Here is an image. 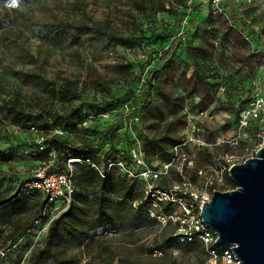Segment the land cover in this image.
Returning <instances> with one entry per match:
<instances>
[{
  "label": "rangeland",
  "instance_id": "374dc122",
  "mask_svg": "<svg viewBox=\"0 0 264 264\" xmlns=\"http://www.w3.org/2000/svg\"><path fill=\"white\" fill-rule=\"evenodd\" d=\"M135 1L140 0H21L20 7L9 8L7 0H0V101L2 97L16 96L34 108L26 123L15 124L0 114V192L23 187L38 163L34 140L54 129L74 147L90 143L91 157L100 160V169L102 157L119 158L126 170L139 173L144 168L136 169L131 156L136 152L145 155L147 168L159 170L166 157L152 140L166 141L170 139L168 133L183 140L192 134L193 139H203L206 151L198 149L193 141L186 145V150L196 153L197 169H215L216 156L225 153L234 155L230 160L237 161L243 147H224V142L219 141H230L236 136V121L229 106L236 102L238 91L232 89L225 106L216 105L221 111L211 112L209 106L205 115L197 117V97L187 96L191 88L183 79L194 71L186 49L188 45L206 43L210 52V86L223 83L221 73L225 71L238 69L236 77L245 79L246 56L251 46L244 36L264 39V0H153L156 9L164 7L155 15L135 10ZM234 16L241 24L233 22ZM103 22V32L111 40L96 30V25ZM170 46L172 53L168 63L163 64V55ZM155 66L158 69L153 83L159 82L165 90L180 96L181 110L168 116L172 105L178 106L169 104L163 120L144 106L146 102L153 106L161 102L154 88L144 93L146 73ZM39 77L57 83L80 79L90 88L73 103L79 107L82 125L64 131L53 124L55 108L37 113L34 99L45 97L48 89ZM97 78L108 85L112 98L103 100L100 93L92 90L99 89ZM104 102L107 104L100 106ZM42 107L47 106L39 108ZM187 115L193 117V133ZM244 140L249 142L252 137L248 135ZM165 145L166 149L170 146ZM195 180L200 183L203 179ZM141 182L137 179L133 184L134 192L140 190ZM176 182L177 174L172 168L162 184L167 187ZM233 188L235 185L224 173L217 190ZM1 215L0 212V264H32L31 254L42 246L40 226L28 227L10 244L6 239L10 231L8 220ZM157 223L148 221L139 229L129 223L115 234L114 253L124 255L126 264H201V254L171 240V228L162 229ZM149 249L156 251L149 254ZM85 261L82 259L79 264ZM50 263L41 259L36 264ZM112 264L118 262L114 260Z\"/></svg>",
  "mask_w": 264,
  "mask_h": 264
},
{
  "label": "trees",
  "instance_id": "16d2710c",
  "mask_svg": "<svg viewBox=\"0 0 264 264\" xmlns=\"http://www.w3.org/2000/svg\"><path fill=\"white\" fill-rule=\"evenodd\" d=\"M137 11L148 12L155 15L164 11V7L156 9L153 0H140L134 2V7ZM235 12H237L235 10ZM247 13V11H244ZM236 16H234L235 18ZM235 23H240L239 19H234ZM96 30L103 38L110 39V35L104 33L105 23H98ZM243 27V25H242ZM241 27V28H242ZM240 33V31H239ZM244 38L250 39V42L256 48H263V40L252 38V35ZM111 40V39H110ZM245 40V39H244ZM245 42H247L245 40ZM249 44V42H247ZM212 46V45H211ZM173 46H170L163 55L162 62L167 64V58L172 53ZM186 55L193 68V73L183 79L190 85V92L187 96L193 94L197 97L196 108L197 117L200 113L205 112L209 107L211 112L221 111L217 106H225L229 94L232 89L238 91L236 102L229 106V113L232 118L237 119L238 113L246 106L250 98V83L249 80L255 74L254 68L251 66L249 57L248 63H245L246 78L239 79L236 77L238 69L234 71H225L221 76L225 81L220 84L210 86L211 73L208 71L210 65V52L205 42H200L194 46L188 45ZM157 67H153L147 71L145 76V89L146 94L152 88L158 91L161 102L153 106L152 103L146 102L144 106L152 113L158 114V118L163 120L164 114L167 111L169 104L177 103V107H171L167 111L168 116L175 114V111L180 108L179 97L173 95L170 91L164 89L161 83H153ZM43 86L47 87L46 96H38L34 99L35 106L38 107L37 113L44 114L55 108L53 124L58 129L70 131L82 125L80 121L79 107L74 106V101L80 98L82 91L88 90L85 83L80 79H65L61 82H50L39 77ZM97 90L92 89L96 93H100V98H112L111 89L106 83L101 81L100 78L95 80ZM218 86H224V92L216 97L215 93ZM89 91V90H88ZM0 101V114L6 117L15 124L26 123L30 114L33 113L32 107H28L18 97L11 96L5 99L2 97ZM213 103V104H212ZM107 103H100V106ZM41 105L47 107L39 108ZM217 105V106H216ZM228 107V105H227ZM224 108V107H223ZM226 109H224V112ZM99 114L98 111L95 113ZM189 116V115H187ZM191 117V116H189ZM193 118V117H192ZM234 120V121H235ZM57 130V129H54ZM46 131L39 136L44 137V145L49 147L44 151H38L34 140V147L36 157L38 158L37 165L29 173L28 180L24 181L26 184L32 178V171L43 163L48 164L50 161L48 153L50 150L54 151L55 157L46 170V174L62 172L69 159H89L92 164L99 168V159H93L91 152L93 150L90 143H80L77 147L71 145L67 138L61 135H53L54 131ZM170 139L166 141L164 138L152 141L153 146L159 148L163 155L166 157L165 162L170 159L171 150L174 146L179 145L183 139L174 138L173 134L168 133ZM169 143L168 149L165 144ZM244 144H250L247 141ZM227 147V144L223 145ZM24 151L28 153L27 146H24ZM206 151V149H202ZM73 152V153H72ZM123 155V153H122ZM143 159L147 162L145 155ZM104 160L103 170H106L108 162H117L118 159ZM197 169V167H195ZM192 174V176H191ZM189 179L195 181V173H191ZM137 179H130L124 173L120 172L117 168H111L106 172L103 178L100 177L98 170L90 166H80L74 169V194L67 210L59 214L53 219L43 236L42 246L36 249L30 256L32 264H36L39 260L44 259L50 261L52 264H79L82 259H85L84 264H112L115 260L118 264H126V257L114 253L113 238L118 231L127 227L129 223H133L135 228L139 229L146 225V223L157 222L155 218L149 215V205L144 201V185L141 182L140 190L136 193L133 190V184ZM163 186V184H161ZM234 189V188H233ZM46 204V197L43 192L36 190L22 191V186L19 191H1L0 192V212L1 217L6 218L7 226L10 231L6 237L10 244L14 243L24 231L33 226V222L41 218V213ZM135 204V207H133ZM170 210L169 205H162L160 212ZM158 211H156L157 213ZM160 228H171L169 238L174 231V227L167 224ZM175 241V240H173ZM139 241H133L132 245ZM176 242V241H175ZM177 243V242H176ZM178 244V243H177ZM194 248L198 254H201V264L206 260V253L204 248L199 243L179 244ZM142 248V245L139 246ZM128 251V249H125ZM155 252V249H149V254ZM50 263V264H51ZM172 264H175L172 262Z\"/></svg>",
  "mask_w": 264,
  "mask_h": 264
},
{
  "label": "built area",
  "instance_id": "2783aa9c",
  "mask_svg": "<svg viewBox=\"0 0 264 264\" xmlns=\"http://www.w3.org/2000/svg\"><path fill=\"white\" fill-rule=\"evenodd\" d=\"M250 44L247 56L255 74L251 76L250 98L244 108L238 113L236 121V136L230 141L224 142L231 148L242 146L243 151L237 155V161L230 160L234 155L225 153L216 156V168L196 169L194 159L196 153L186 150V145L193 141L198 149L207 145L202 138L192 137L183 140L171 150L170 159L163 163L159 170L149 169L145 166L143 156L139 153H131L136 169L139 171L126 170L121 162H108L106 170L96 167L89 159H69L62 172L46 174L48 166L55 157L54 151L50 150L48 164L43 163L32 171V178L22 187V191L36 190L43 192L46 204L42 210L41 218L33 222V227L41 229V235H45L53 219L65 212L74 194V169L90 166L98 170L103 178L111 168H117L125 172L130 179H140L144 185V201L149 205V215L163 227L167 224L174 227L171 234L178 244L199 243L204 248L206 260L203 264H237L232 246L216 247V233L207 227L200 216L205 203L210 202L213 192L222 184V175L228 174L232 165L242 164L245 160L253 158L255 153L264 147V47L256 48L250 39L244 38ZM264 43V40H263ZM259 73V74H257ZM224 92V86H218L216 97ZM207 112L200 113L202 117ZM216 113L213 114V116ZM187 124L191 126L192 133L195 130L192 117L187 116ZM53 135H61L59 130H54ZM252 140L244 146L247 136ZM244 138V139H241ZM38 151L49 149L44 145V137H38L35 141ZM25 152V151H24ZM26 153V152H25ZM177 174V182L171 186H162V181L168 177L171 169ZM195 173V178L203 179L200 183L191 181L189 175ZM221 192V191H220ZM225 192V191H223ZM169 205L170 210L160 212L162 205ZM135 207V204H133ZM156 211H158L156 213Z\"/></svg>",
  "mask_w": 264,
  "mask_h": 264
},
{
  "label": "water",
  "instance_id": "95a60500",
  "mask_svg": "<svg viewBox=\"0 0 264 264\" xmlns=\"http://www.w3.org/2000/svg\"><path fill=\"white\" fill-rule=\"evenodd\" d=\"M228 177L235 188L213 192L200 216L216 247L232 246L237 264H264V147L232 165Z\"/></svg>",
  "mask_w": 264,
  "mask_h": 264
},
{
  "label": "clouds",
  "instance_id": "9594fccd",
  "mask_svg": "<svg viewBox=\"0 0 264 264\" xmlns=\"http://www.w3.org/2000/svg\"><path fill=\"white\" fill-rule=\"evenodd\" d=\"M21 0H7L6 6L9 8H18L20 7Z\"/></svg>",
  "mask_w": 264,
  "mask_h": 264
}]
</instances>
